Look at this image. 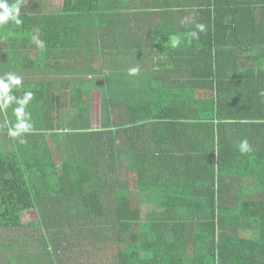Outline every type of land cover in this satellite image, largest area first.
Segmentation results:
<instances>
[{
    "label": "trees",
    "instance_id": "16d2710c",
    "mask_svg": "<svg viewBox=\"0 0 264 264\" xmlns=\"http://www.w3.org/2000/svg\"><path fill=\"white\" fill-rule=\"evenodd\" d=\"M42 1L0 23V264H264V0Z\"/></svg>",
    "mask_w": 264,
    "mask_h": 264
},
{
    "label": "clouds",
    "instance_id": "9594fccd",
    "mask_svg": "<svg viewBox=\"0 0 264 264\" xmlns=\"http://www.w3.org/2000/svg\"><path fill=\"white\" fill-rule=\"evenodd\" d=\"M0 9H2V11H0V23H7L9 20H14L16 24L21 23V21L18 18L19 11H20L18 5H12L11 7H9L8 3H6V0H0ZM204 27L205 26L202 24L197 25V28H199L201 31L204 30ZM191 35L193 37H197L196 32H192ZM132 71L135 72V70H132ZM9 79H10L11 85L21 84V80L18 77L12 76L11 74H9ZM9 88H10V85L7 81L0 80V91L7 94V92L9 91ZM31 97H32V93L29 92L27 94V99H30ZM16 112L19 116L20 114H22L23 110L18 108L16 109ZM28 128H29V125L18 123L16 125L15 130H13L12 128L8 130V134L10 136H17L21 131H25ZM241 147H242V150L246 149L247 142L245 141Z\"/></svg>",
    "mask_w": 264,
    "mask_h": 264
},
{
    "label": "rangeland",
    "instance_id": "374dc122",
    "mask_svg": "<svg viewBox=\"0 0 264 264\" xmlns=\"http://www.w3.org/2000/svg\"><path fill=\"white\" fill-rule=\"evenodd\" d=\"M42 2L44 3V7L46 11L48 10L50 12V11H59L62 7L63 0H43ZM6 149H8L7 141L2 136L0 138V150H6ZM29 214L34 215L35 213L31 212ZM144 215H145V212H144ZM15 235H16V232L14 231H3V232L0 231V243L4 242L0 244V247L8 246L9 244H11V242L13 241V236ZM6 240L7 241L9 240L7 245H5L7 242ZM12 244H17V243L14 242Z\"/></svg>",
    "mask_w": 264,
    "mask_h": 264
},
{
    "label": "crops",
    "instance_id": "0c3cea01",
    "mask_svg": "<svg viewBox=\"0 0 264 264\" xmlns=\"http://www.w3.org/2000/svg\"><path fill=\"white\" fill-rule=\"evenodd\" d=\"M42 5H43V8H44V10L46 11V9H45V7H44V3L42 2ZM48 11V10H47ZM49 12V11H48ZM38 49H41V48H38ZM57 57H59L58 58V60H52V58L51 59H49L48 61H47V65H50V67H51V65H54L55 67H57V69H55V68H51V69H53V70H51L52 71V73L53 74H55V73H60V74H70L71 73V66L74 64L71 60L69 61V60H62V56H61V54L60 53H54ZM30 56H34V53H31L30 54ZM94 64H99L98 62H95ZM17 76H21V77H23V78H25L26 76H25V72H23L22 73V75H16V77Z\"/></svg>",
    "mask_w": 264,
    "mask_h": 264
}]
</instances>
